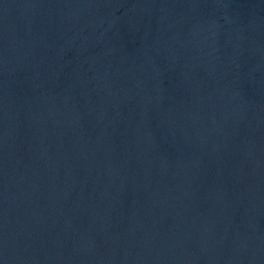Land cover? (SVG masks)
<instances>
[{
    "label": "water",
    "instance_id": "water-1",
    "mask_svg": "<svg viewBox=\"0 0 264 264\" xmlns=\"http://www.w3.org/2000/svg\"><path fill=\"white\" fill-rule=\"evenodd\" d=\"M0 264H264V0H46L0 72Z\"/></svg>",
    "mask_w": 264,
    "mask_h": 264
}]
</instances>
